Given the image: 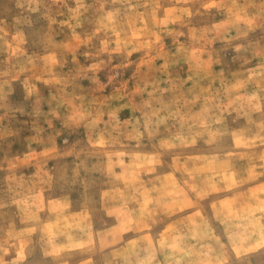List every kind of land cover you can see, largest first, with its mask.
Instances as JSON below:
<instances>
[{
    "label": "rangeland",
    "instance_id": "374dc122",
    "mask_svg": "<svg viewBox=\"0 0 264 264\" xmlns=\"http://www.w3.org/2000/svg\"><path fill=\"white\" fill-rule=\"evenodd\" d=\"M0 264H264V0H0Z\"/></svg>",
    "mask_w": 264,
    "mask_h": 264
}]
</instances>
